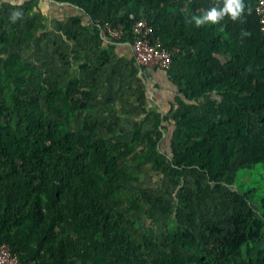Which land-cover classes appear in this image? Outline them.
Masks as SVG:
<instances>
[{"label":"trees","instance_id":"trees-1","mask_svg":"<svg viewBox=\"0 0 264 264\" xmlns=\"http://www.w3.org/2000/svg\"><path fill=\"white\" fill-rule=\"evenodd\" d=\"M57 1L80 14L71 21L79 30L64 32L72 40L87 30L83 20L97 43L104 22L124 24L123 39L131 38L135 19L145 18L171 52L165 72L175 91L164 110H149L133 123L129 142L101 135L90 114L73 130L91 91L77 97L75 78L66 84L42 79L19 54L32 49L27 41L36 24L19 35L3 29L0 244L21 264H264V35L256 0H244L236 20L225 14L200 26L191 17L224 0ZM99 57L106 60L104 52ZM144 122L150 126L142 129ZM126 158L163 177L189 171L216 189L224 180L235 183L230 227L209 221L195 234L202 202L186 194L180 199L186 225L160 241L138 232L135 219L157 220L156 210L167 208L161 193L133 184L137 168L129 171ZM196 193L211 195V186L199 185Z\"/></svg>","mask_w":264,"mask_h":264},{"label":"rangeland","instance_id":"rangeland-1","mask_svg":"<svg viewBox=\"0 0 264 264\" xmlns=\"http://www.w3.org/2000/svg\"><path fill=\"white\" fill-rule=\"evenodd\" d=\"M33 1L35 2L32 0V3ZM8 9L0 12V32L3 29L15 30L19 35L20 31L31 23L39 28L34 31L35 37L30 39L32 49L18 51L16 46H9L36 67L42 79L66 84L75 78L77 83L73 85V90L80 98L86 97L85 90L91 91V96L86 98L90 106L79 111L76 121L71 125L73 130L80 128L83 119L90 114L96 123V131L101 135L113 136L119 142H129L135 138L133 123L142 120L145 112L149 110H160L153 100V94L160 92L164 97H171L173 89L162 82L157 83V87L154 86L151 76L137 71L132 57L119 59L110 48L112 54L109 59L97 58L98 54H102L101 45L93 43L92 34L90 36L93 31L89 22L85 23L91 31H83L76 43H71L70 37L64 33L70 28L71 22L53 25L51 21L49 24L48 15H42L43 12L38 7L33 9L31 6L27 12L22 9L13 10L11 7ZM13 11L21 13L15 21L10 19ZM76 28L79 30L77 25ZM104 51L106 56V50ZM4 57L5 50L3 43H0V62ZM149 126L150 122H144L142 129ZM169 134L170 131L163 133L162 145H167ZM124 161L128 163L129 171L137 168L139 180L133 184L161 193L164 197L162 204L167 208L165 212L156 210L157 220L148 219L143 215L135 219L136 222L131 226L138 232H145L148 238L160 241L164 232H171L179 224L186 225V210L180 200L186 194L195 201L202 202L196 216V226L193 228L195 234H199L201 226L209 221L230 227L227 219L237 209L232 197L235 183L224 180L216 189L208 180L199 179L189 171L183 176L163 177L162 172L151 170L150 164L137 165L130 158ZM199 185H210L211 195H197L196 188ZM123 218L124 222L129 220L127 216ZM260 242L263 243L264 238Z\"/></svg>","mask_w":264,"mask_h":264},{"label":"built area","instance_id":"built-area-1","mask_svg":"<svg viewBox=\"0 0 264 264\" xmlns=\"http://www.w3.org/2000/svg\"><path fill=\"white\" fill-rule=\"evenodd\" d=\"M255 13L258 16L260 31L264 35V0H256ZM102 38L119 41L126 34V26L122 23L115 25L104 22L98 26ZM131 46L135 63L139 67L152 66L167 71L171 63V52L154 36L153 28L145 18L135 19L130 27ZM0 264H21L18 256L10 247L0 244ZM26 264H39L32 260Z\"/></svg>","mask_w":264,"mask_h":264},{"label":"crops","instance_id":"crops-1","mask_svg":"<svg viewBox=\"0 0 264 264\" xmlns=\"http://www.w3.org/2000/svg\"><path fill=\"white\" fill-rule=\"evenodd\" d=\"M31 6L34 8H37L42 10L43 14L42 15H48V23L50 24L51 21H53V25L56 24H61L63 22H71L73 16H79L80 14L76 11V8L73 6L68 5L65 2H59L57 0H35V2L32 0H0V12H4L5 10H9L8 7H11L13 10L16 9H22L24 12L28 11ZM36 11V10H35ZM45 12V13H44ZM48 12V13H47ZM51 12V14H50ZM52 16V18H51ZM86 21H82V24L86 26L87 30L90 32V27L92 25H89L85 23ZM78 26V25H77ZM39 29V28H38ZM68 30H77L76 24H73L71 22L70 28ZM92 31L94 33L93 27ZM61 33V31H59ZM36 33V32H35ZM93 33H90L93 35ZM36 35V34H35ZM92 38V37H91ZM93 40V39H92ZM100 40V41H99ZM99 40L97 43L93 40V43L95 45H101V50L100 52H105L104 49L106 50V60L107 58H110V55L112 54L113 49L115 52L113 53L114 55H117V58H133V63L134 67L137 69L138 72L140 73H145L147 76H151L152 83L154 86H158L157 83L170 86L174 92V85L171 83L167 73L157 67H152V66H146V67H139L135 62H134V57H133V50L131 46V38L129 36H125V38L121 39L120 41H111L105 38H102L100 36ZM28 43L31 44V41H27ZM70 42L76 43V40L70 39ZM104 45V46H103ZM111 48V49H110ZM101 55V54H100ZM99 54L97 55V58H100ZM168 99H171V97H164L160 92L154 93L153 94V100L156 102V105L160 107L161 109H165L167 107V101Z\"/></svg>","mask_w":264,"mask_h":264},{"label":"clouds","instance_id":"clouds-1","mask_svg":"<svg viewBox=\"0 0 264 264\" xmlns=\"http://www.w3.org/2000/svg\"><path fill=\"white\" fill-rule=\"evenodd\" d=\"M245 11L244 0H224L222 7L213 6L210 9L204 11L201 15H193L191 20L196 26H200L207 23L215 24L224 18L227 14L232 20H236ZM21 13L19 11H13L10 15V19L15 21Z\"/></svg>","mask_w":264,"mask_h":264}]
</instances>
